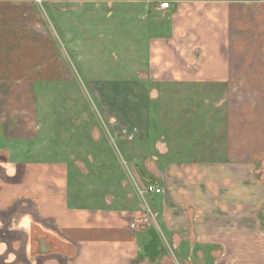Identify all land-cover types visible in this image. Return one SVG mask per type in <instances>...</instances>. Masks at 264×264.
<instances>
[{
	"label": "crops",
	"instance_id": "crops-1",
	"mask_svg": "<svg viewBox=\"0 0 264 264\" xmlns=\"http://www.w3.org/2000/svg\"><path fill=\"white\" fill-rule=\"evenodd\" d=\"M156 1L133 10L153 25L144 60L148 79L226 85L231 94L264 86V61H251L259 51L248 43L256 24L264 27V0H167L164 10ZM41 2L47 0H0V150L32 143L37 87L68 80ZM239 106L228 162L175 164L154 178L163 188L150 193L162 224L148 223L142 211L74 205L62 161L12 162L0 155V264H225V246L228 264H264V153L232 161L237 150L264 151V111ZM253 167L251 176L238 175ZM241 211L262 218L241 224L221 218ZM210 213L218 219L202 220Z\"/></svg>",
	"mask_w": 264,
	"mask_h": 264
},
{
	"label": "rangeland",
	"instance_id": "rangeland-1",
	"mask_svg": "<svg viewBox=\"0 0 264 264\" xmlns=\"http://www.w3.org/2000/svg\"><path fill=\"white\" fill-rule=\"evenodd\" d=\"M141 1L41 2L48 5L43 22L62 53L68 80L37 87V134L31 144L17 142L0 155L12 162L25 157L62 161L68 174L65 190L74 205L142 211L148 223L162 224L159 201L145 192L146 178L166 176L175 164L181 168L192 162H228L232 132L240 123L239 105L264 111V86H240L231 94L226 85L148 79L146 43L154 31L148 17L133 12L145 7ZM256 26L248 43L260 52L251 60L258 63L264 61V27ZM238 152L232 161H251L264 153ZM244 152L251 154L242 156ZM254 169L250 174L240 169L238 175L247 178ZM204 216V221L218 219L211 213ZM221 218L227 224L238 218L241 224L261 220L262 215L241 211ZM163 238L170 244L167 234ZM224 250L223 262L228 264L230 251L226 246Z\"/></svg>",
	"mask_w": 264,
	"mask_h": 264
},
{
	"label": "built area",
	"instance_id": "built-area-1",
	"mask_svg": "<svg viewBox=\"0 0 264 264\" xmlns=\"http://www.w3.org/2000/svg\"><path fill=\"white\" fill-rule=\"evenodd\" d=\"M156 2L158 4L157 8L159 10H164V9H167L169 7V1H167V0H157ZM134 132H136V131H133L130 133L129 138H131L134 135ZM145 192L146 193L159 194V193H163V188L155 185L154 183H150V184H147V186L145 187ZM144 220H147V217H144ZM235 226L238 227V225L236 223H235Z\"/></svg>",
	"mask_w": 264,
	"mask_h": 264
},
{
	"label": "trees",
	"instance_id": "trees-1",
	"mask_svg": "<svg viewBox=\"0 0 264 264\" xmlns=\"http://www.w3.org/2000/svg\"><path fill=\"white\" fill-rule=\"evenodd\" d=\"M146 180H147V183L148 184H150V183H156V181L153 178L147 177Z\"/></svg>",
	"mask_w": 264,
	"mask_h": 264
}]
</instances>
